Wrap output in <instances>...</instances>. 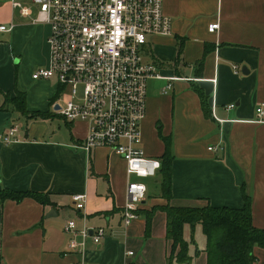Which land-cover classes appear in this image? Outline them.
<instances>
[{"label": "crops", "instance_id": "obj_1", "mask_svg": "<svg viewBox=\"0 0 264 264\" xmlns=\"http://www.w3.org/2000/svg\"><path fill=\"white\" fill-rule=\"evenodd\" d=\"M13 3L31 14L21 16ZM163 13L171 19V35L149 37L140 51L161 76L146 83L140 131L146 157L161 162L166 148L172 156L171 199L162 197L161 171L142 179L145 200L137 219L124 227V160L107 148L87 153L77 147L88 125L56 113L65 89L55 80L31 78L48 66L49 27L33 23L30 0H0V25H12L0 33V132L15 126L18 140L0 142V191L38 193L49 202L0 200V264H72L82 258L86 264H206L200 225L183 228L190 260L168 263L171 242L160 209L167 204L241 209L245 195L253 227L264 231V117L255 113L264 103V0H163ZM213 23L218 29L210 33ZM168 83L171 89L163 93ZM17 92L24 93L29 113L44 117L22 116L4 102ZM73 194L86 195L85 212L74 209ZM154 208L146 233V213ZM83 214L106 236L100 245L88 239L81 256L67 250L64 227L70 220L80 226ZM253 254V264H264L263 248L254 247Z\"/></svg>", "mask_w": 264, "mask_h": 264}, {"label": "built area", "instance_id": "obj_2", "mask_svg": "<svg viewBox=\"0 0 264 264\" xmlns=\"http://www.w3.org/2000/svg\"><path fill=\"white\" fill-rule=\"evenodd\" d=\"M36 8L35 24L47 25L50 33L48 66L36 69L33 81L55 80L63 86L67 98L56 113L66 122L81 121L88 133L77 147L89 153L107 148L126 165L125 203L121 211L124 227L137 219L145 200L142 179L155 177L161 169L158 159L146 157L141 149L140 124L145 118L146 83L160 79L152 64L142 61L141 49L149 37L171 35V19L163 13V0H30ZM23 17L31 9L13 3ZM12 25H0V33ZM218 23L208 26L214 33ZM171 89L168 83L163 89ZM234 108L229 105L228 109ZM260 120L264 103L256 107ZM17 127L0 132V142H17ZM212 151V148H208ZM215 150V149H214ZM74 209L85 212V194H73ZM67 221V250L84 255L88 239L100 245L106 236L104 227H90L85 222ZM133 253L128 252L131 256ZM72 264H86L82 258Z\"/></svg>", "mask_w": 264, "mask_h": 264}, {"label": "trees", "instance_id": "obj_3", "mask_svg": "<svg viewBox=\"0 0 264 264\" xmlns=\"http://www.w3.org/2000/svg\"><path fill=\"white\" fill-rule=\"evenodd\" d=\"M202 99V94L197 91ZM14 99L5 98V103L22 116L44 117L42 113H29L26 110L24 93L17 92ZM206 117H210L209 111H203ZM171 162L172 156L168 148L161 157L162 197L171 199ZM32 198L37 202L49 204L42 194L15 193L8 190L0 191V200L20 201L23 198ZM244 206L241 209L215 208L206 205L202 208H176L167 204L160 209L166 215V239L171 242L170 253L167 261L171 263L188 262V243L183 239V228L189 225L192 229L200 225L206 239V264H253L256 257L253 254L254 247L264 249V231L253 227L251 217L250 198L243 195ZM157 209V208H156ZM152 209L146 213V233L149 231Z\"/></svg>", "mask_w": 264, "mask_h": 264}, {"label": "rangeland", "instance_id": "obj_4", "mask_svg": "<svg viewBox=\"0 0 264 264\" xmlns=\"http://www.w3.org/2000/svg\"><path fill=\"white\" fill-rule=\"evenodd\" d=\"M65 92H67L66 91V89H65ZM16 96L14 95L12 98H8V99H14ZM57 122H58V119H55Z\"/></svg>", "mask_w": 264, "mask_h": 264}]
</instances>
